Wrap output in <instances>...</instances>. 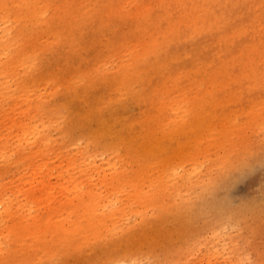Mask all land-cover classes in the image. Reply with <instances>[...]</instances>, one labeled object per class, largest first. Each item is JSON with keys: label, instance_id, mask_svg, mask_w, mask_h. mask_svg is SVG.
Masks as SVG:
<instances>
[{"label": "bare ground", "instance_id": "bare-ground-1", "mask_svg": "<svg viewBox=\"0 0 264 264\" xmlns=\"http://www.w3.org/2000/svg\"><path fill=\"white\" fill-rule=\"evenodd\" d=\"M263 121L264 0H0V164H24L0 196L31 205L0 197V264H168L200 241L164 252L143 234L179 215L212 242L239 233L225 195L235 167L262 173L247 131Z\"/></svg>", "mask_w": 264, "mask_h": 264}, {"label": "rangeland", "instance_id": "rangeland-1", "mask_svg": "<svg viewBox=\"0 0 264 264\" xmlns=\"http://www.w3.org/2000/svg\"><path fill=\"white\" fill-rule=\"evenodd\" d=\"M72 122H73L72 137L77 138L76 136L78 135L76 133V130L79 129L77 128V124L74 119ZM262 126H263L262 128L258 127L253 132L247 131V135L250 138V142L252 143V146L260 141H264V121L262 123ZM1 131L2 133L4 132V130ZM60 135L63 137V139L58 138ZM52 137L58 138L55 146V148L57 147V149L59 147L58 150L65 152L66 149L72 148V144L74 140L71 137L70 138L65 137L63 130L60 129L53 131ZM76 141L79 142L80 139ZM260 151L256 156L257 159L256 161L257 162L260 161L259 164L260 167H262V173L260 175L253 176L254 173L251 172V168L254 167H251L253 165L251 163H247V164L245 163L246 165L244 166V168H242V166L240 167L239 165L235 167L233 171L230 173V179L232 178L233 182L227 188L225 198L228 207H232V209H235L239 214V218H238L240 222L239 233L235 232V234L234 233L232 234L228 232L230 226H227L228 227L227 229L220 230L221 234L219 238L214 239L212 242L211 228H207L202 230L200 233H196L195 229L198 224L196 222H191L189 220H186L182 217V215H179L177 216L178 220H176V223L173 221L170 222L169 219H167V223H161L157 220L153 222L148 228H146V231L143 234L145 235L143 240L145 246L148 247V245L154 244V246L155 247L157 246L159 249H161V251L164 252L169 251L171 250L170 248L175 244L177 239L176 237L179 232V236L190 235L188 245L194 239H198L200 242L195 245L196 253L194 255H191L188 252H185L184 254L182 253L181 256L176 255L172 260V262H169L168 264H190L192 257H196V259H194L193 261H197L198 263L201 260H205L203 261V264H211V263L219 264V262L220 264H223V262L224 264H264V208H261L262 206H264V151L263 150L261 152ZM248 155L249 154H246L244 156H248ZM49 156L50 158H52L58 155L51 153ZM17 157H15L14 159H16ZM54 160H55V165H52V162L47 163L48 168L54 171L53 173L54 176H52L51 181L55 182L58 179H65L68 180L67 184L69 187H71L74 184L73 178L70 180L69 172L65 171V166L61 163L60 156H58L57 159ZM22 166L24 167L23 163L17 166L13 165V168L12 167L4 168V165L0 164V174H3L7 176V178L11 179L17 176V174L23 170ZM182 169L186 171V174L188 176L192 174V168L190 167L189 163H183ZM205 171H206L205 163L198 162L197 167L195 168V174L196 175L203 174L205 173ZM56 173H59V175L56 176ZM1 178L3 180L7 179L3 177ZM1 178L0 181H2ZM14 183L15 182H13L12 184ZM256 184L259 185L258 187L262 188V190H260L259 192H255L257 189ZM191 189L192 188L189 187L182 188L181 193L183 194L184 192L197 191ZM9 195H11V197H13L14 199L12 200L5 199V197ZM0 197L4 205L8 204L10 207L20 205V207H22L23 212H26L27 209H29L31 206L26 198L22 199V197L19 194L10 192V190L2 194ZM133 208L134 209L140 208L139 203H135L133 205ZM234 213L236 212L234 211ZM149 214L151 215L153 214V207L149 209ZM241 214L243 216H240ZM248 216H250L253 221L251 219H249L251 222L243 221L244 218H247ZM175 225L178 228V230L174 229ZM239 229H237V231ZM170 233L172 234V236H170ZM211 245L212 246L214 245L216 247L215 249H218L221 252L222 255L219 256V258H213L207 256V253L210 252ZM232 246L236 247L233 253L231 252ZM183 248L185 249L184 246ZM202 255H204V258H202ZM124 259H125L124 263L127 264H142L141 262H139L138 257L124 258Z\"/></svg>", "mask_w": 264, "mask_h": 264}]
</instances>
